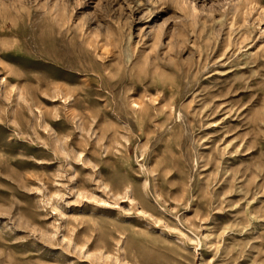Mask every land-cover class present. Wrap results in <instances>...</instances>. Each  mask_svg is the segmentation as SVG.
Instances as JSON below:
<instances>
[{"label": "rangeland", "instance_id": "obj_1", "mask_svg": "<svg viewBox=\"0 0 264 264\" xmlns=\"http://www.w3.org/2000/svg\"><path fill=\"white\" fill-rule=\"evenodd\" d=\"M0 264H264V0H0Z\"/></svg>", "mask_w": 264, "mask_h": 264}]
</instances>
